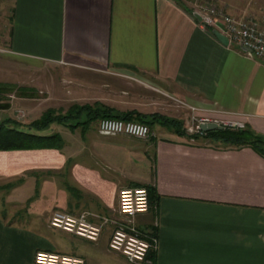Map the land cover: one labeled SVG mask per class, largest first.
Here are the masks:
<instances>
[{"label":"crops","instance_id":"0c3cea01","mask_svg":"<svg viewBox=\"0 0 264 264\" xmlns=\"http://www.w3.org/2000/svg\"><path fill=\"white\" fill-rule=\"evenodd\" d=\"M233 8L225 10L252 11ZM199 22L176 0H0V49L12 61L109 78L91 84L106 92L96 103L115 113L144 114L128 104L150 98L173 104L168 118L183 129L195 115L242 123L264 140V62ZM147 83L164 97L137 91ZM98 123L88 138L93 123L70 131L58 125L54 132L73 133L79 148L63 138L61 148L0 151V179L48 178L32 179L22 200L10 191L0 203V264H34L40 251L132 264L109 248L114 223L93 242L52 228L50 218L64 211L94 223L122 220L119 192L134 187L151 191L150 210L136 224L158 239L153 264H264V155L159 123L149 139L102 135Z\"/></svg>","mask_w":264,"mask_h":264},{"label":"built area","instance_id":"2783aa9c","mask_svg":"<svg viewBox=\"0 0 264 264\" xmlns=\"http://www.w3.org/2000/svg\"><path fill=\"white\" fill-rule=\"evenodd\" d=\"M194 13L201 17L200 26L214 29L229 40L249 58L264 62V18L256 16L237 17L218 6L214 0H200ZM216 123L224 127L244 128L242 123H220L206 117L193 115L186 127L189 136L203 135L201 125ZM102 135H124L138 139H149L153 136L150 127L132 120L117 118L101 119L98 123ZM150 195L146 188H124L119 192L118 211L122 220L104 218L99 223L92 222L87 214L74 215L56 211L50 218V226L80 238L96 242L102 235L104 226L112 222L115 229L109 241V248L117 252L132 264H153L149 259L151 251L157 250L158 239L154 232H146L137 227L136 217L150 210ZM34 264H86L80 257L56 252L40 251L36 254Z\"/></svg>","mask_w":264,"mask_h":264},{"label":"rangeland","instance_id":"374dc122","mask_svg":"<svg viewBox=\"0 0 264 264\" xmlns=\"http://www.w3.org/2000/svg\"><path fill=\"white\" fill-rule=\"evenodd\" d=\"M179 1L185 3L190 9L194 10L200 0ZM214 2L222 9H226L228 5L235 7L233 9L236 10L246 11L252 9V11L246 13V16H255L256 14L264 16V0H214ZM254 9H258L256 14L253 13ZM259 10L261 11L260 13ZM242 11L240 12L243 13ZM243 15L244 14H241V16ZM1 47L0 45V48ZM2 51L3 50L0 49V123L7 119H12L20 124L28 125L34 120L42 117L49 109H53L56 113H66L74 104H94L106 93L101 85H99V82L102 80L109 81V78H103L88 71L59 64L48 63L42 65L41 63H30L28 65L23 62L12 61ZM93 82L99 84L97 86H92L91 83ZM121 87L125 88L123 85ZM141 87H139L137 91L143 94H149V96H154L151 94L156 92L159 96L164 97V92L161 91L160 88H158L157 91L156 86L151 85V83H147L146 86L143 85ZM135 88L128 87V90L134 91ZM143 100L144 104H128V107H136L144 114L158 113L166 117L173 113L172 109H175L173 104L163 102L157 103L150 98H143ZM187 123L188 122L185 121V125ZM95 124L96 122L94 121L91 130L87 134V138L92 134ZM57 128V124H52L50 128L43 130L41 134H58V132H54ZM68 130L70 131L71 129ZM59 135L62 140L64 138L66 141L73 143L72 146L74 149L77 146H75V144H77L78 141L80 142L79 138L71 132L66 133L63 137L60 133ZM104 139L110 140V138ZM207 139L213 140L212 138ZM64 141L62 145H64ZM79 146L80 144L78 143L77 147L79 148ZM29 177L39 181L48 179L44 177V175L39 179L38 174L29 175ZM22 179L23 178H16L8 181L0 179V203L4 202L6 194L10 191L13 195L9 196L12 197V200L17 201L22 200L23 197H26L34 190L31 187L33 180L29 179V181L26 177L24 178L27 183L25 189L23 187L19 188L18 186L15 187L14 190H9L6 187L8 184L16 183ZM39 201H37L36 204H39ZM40 202L42 203V201ZM46 207H48V203H46Z\"/></svg>","mask_w":264,"mask_h":264},{"label":"trees","instance_id":"16d2710c","mask_svg":"<svg viewBox=\"0 0 264 264\" xmlns=\"http://www.w3.org/2000/svg\"><path fill=\"white\" fill-rule=\"evenodd\" d=\"M182 3L179 0H176ZM184 4V3H182ZM105 118H117L123 120H132L146 124L152 129L155 123L175 127L181 135H187L189 138L197 139L200 135L189 136L183 124L175 119H170L164 115L154 113L150 115L138 114L135 111L125 113H115L114 110L95 103L94 105L74 104L66 113H56L49 109L39 119L34 120L28 125H23L15 120L7 119L0 123V151H15L29 149L61 148L63 140L57 133L44 135L41 132L51 127L52 124L61 125L69 129L85 127L94 121H100ZM205 138H212L222 144L243 147L252 146L264 155V140L255 136L247 129L226 127L224 130H215L203 134ZM24 179L8 184L9 190L21 185ZM151 193L149 188H146ZM151 203V195H150Z\"/></svg>","mask_w":264,"mask_h":264},{"label":"water","instance_id":"95a60500","mask_svg":"<svg viewBox=\"0 0 264 264\" xmlns=\"http://www.w3.org/2000/svg\"><path fill=\"white\" fill-rule=\"evenodd\" d=\"M194 15L196 16V18H198V20H201V17L194 13ZM213 33L216 35V37L223 42L225 45L229 44V40L226 36H224L223 34H221L220 32L214 30ZM226 127L216 124V123H206V124H202L201 125V130L205 133L207 132H211V131H215V130H224Z\"/></svg>","mask_w":264,"mask_h":264},{"label":"bare ground","instance_id":"6f19581e","mask_svg":"<svg viewBox=\"0 0 264 264\" xmlns=\"http://www.w3.org/2000/svg\"><path fill=\"white\" fill-rule=\"evenodd\" d=\"M72 257H74V256H72ZM80 259H81V261H84V262H86V261H85V259H83V258H81V257H80Z\"/></svg>","mask_w":264,"mask_h":264}]
</instances>
